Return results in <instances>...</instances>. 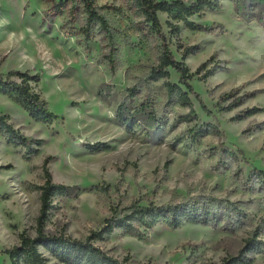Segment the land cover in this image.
<instances>
[{"label": "rangeland", "instance_id": "1", "mask_svg": "<svg viewBox=\"0 0 264 264\" xmlns=\"http://www.w3.org/2000/svg\"><path fill=\"white\" fill-rule=\"evenodd\" d=\"M95 1L110 35L84 42L77 34L85 21L79 1L0 0V73L39 74L33 90L57 115L51 124L35 122L0 93V113L28 140H41L39 152L26 159L21 147L8 145L0 134V264H11L3 249L18 245L22 236H36L40 189L48 178L71 188L50 197L41 220L47 234L83 239L103 227L116 203L128 206L140 199L161 205L209 195L241 202L242 223L228 231L197 224L177 230L157 226L141 238L115 230L96 245L115 258H128V264H223L255 239L262 250L245 249V262L264 264V204L247 183L252 167L264 171V27L256 18L238 15L228 0L203 18L189 19L222 25V34L190 30L159 14L165 32L168 22L177 24L179 41L198 50L183 57L173 38L175 59L188 69L190 85L220 126L195 138L199 127L213 125L212 117L194 96L182 103L167 93L163 80H149L158 45L132 0ZM216 63L224 68L205 77ZM169 73V82L178 83L177 73ZM133 86V103L150 105L162 121L158 132L147 121L128 131L116 119V108ZM240 86L235 97L246 93V101L218 113V99ZM251 107L258 112L230 121ZM107 184V192L92 190ZM41 252L47 264H61Z\"/></svg>", "mask_w": 264, "mask_h": 264}, {"label": "trees", "instance_id": "2", "mask_svg": "<svg viewBox=\"0 0 264 264\" xmlns=\"http://www.w3.org/2000/svg\"><path fill=\"white\" fill-rule=\"evenodd\" d=\"M70 1V0H66ZM72 3L75 0H71ZM85 16L84 24L79 27L77 34L84 42H88L97 34L110 35V28L105 17L100 12L95 0H77ZM224 0H132L149 30L154 34L159 58L156 65L151 67L148 78L151 81L163 80L167 93L176 96L182 103H187L189 95L201 104L204 112L212 117L213 125H202L194 137H203L212 130H219L220 126L216 115L212 113L202 102L200 95L196 93L189 81L191 75L185 65L175 59L171 47L173 38H176V46L181 50L183 57L195 55L197 48L186 46L179 41V26L167 23L168 33L165 32L159 19V14L167 15L171 21L181 22L188 29L195 30L206 35L222 34L225 32L222 25H202L189 21L191 17L203 18L208 11L220 9ZM232 3L234 11L246 20L256 18L264 27V0H228ZM65 5L61 2L59 6ZM73 6V5H72ZM249 18V19H248ZM223 64V63H222ZM220 63L214 64L206 71L205 77L214 71L223 69ZM204 67V64L201 65ZM174 70L178 75V83L169 82V70ZM39 74L30 75L28 72L10 71L0 73V93L18 104L35 122L51 124L57 119V115L49 110L47 101L39 93L33 90L31 82L37 83ZM136 86L127 89L126 97L116 108V119L123 124L126 130L132 131L141 122L154 124V132L161 130L163 123L156 117L150 105L141 103L135 105L133 97L137 93ZM184 88V89H183ZM241 86L222 95L214 108L218 113L230 112L246 101L248 94H240ZM257 107L246 108L238 112L230 121L241 120L258 112ZM0 134L3 135L6 143L24 150V157L29 159L39 152L41 140H28L20 128H15L10 123L7 115L0 113ZM224 137V135H223ZM192 142H195L192 140ZM99 148L106 149V146ZM238 154L243 151L237 149ZM49 158V157H48ZM48 176V175H47ZM247 183L250 190H257L262 195L264 204V171L252 167L248 174ZM116 188V186H114ZM69 186L52 183L49 178L46 184L41 187L40 217L36 229V236L33 238H20L18 245L12 248L3 249V253L10 258L11 264H47L42 256V251L47 252L52 258L61 264H128V258L118 259L107 253L96 244L108 239L115 230L125 234L141 238L145 233L150 232L157 226H165L172 230L182 228L186 224H197L201 226L219 227L224 231L232 230L242 223L244 211L239 201L230 202L224 198L209 195H198L196 198L184 197L179 201H169L156 205L150 200H133L128 206L114 204L110 209V216L105 219L103 227L98 231L91 232L83 239L73 238L66 234L45 233L41 220L45 217L48 209V202L53 194L65 195ZM111 185H96L92 190L107 192ZM41 249V250H40ZM245 249L261 251L260 243L251 239L246 241ZM244 249V250H245ZM244 250L236 257L227 258L223 264H247L243 256Z\"/></svg>", "mask_w": 264, "mask_h": 264}]
</instances>
